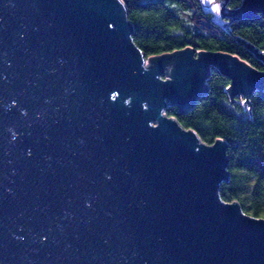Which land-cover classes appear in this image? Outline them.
Returning a JSON list of instances; mask_svg holds the SVG:
<instances>
[{
	"label": "water",
	"instance_id": "water-1",
	"mask_svg": "<svg viewBox=\"0 0 264 264\" xmlns=\"http://www.w3.org/2000/svg\"><path fill=\"white\" fill-rule=\"evenodd\" d=\"M133 34L121 0H0V264H264V219L221 196L228 144L166 115L213 68L232 100L264 72L190 48L147 59Z\"/></svg>",
	"mask_w": 264,
	"mask_h": 264
},
{
	"label": "trees",
	"instance_id": "trees-1",
	"mask_svg": "<svg viewBox=\"0 0 264 264\" xmlns=\"http://www.w3.org/2000/svg\"><path fill=\"white\" fill-rule=\"evenodd\" d=\"M134 26L133 41L144 56L193 49L197 52L226 53L264 72V61L239 40L264 53V0H224L228 11L223 24L206 10L202 0H121ZM251 5V12L233 18V10ZM257 7V11L253 12ZM207 89L189 112L179 107L167 109L166 115L195 131L201 141L228 144L230 181L221 187L223 200L237 202L243 211L264 219V90L231 99V81L213 68Z\"/></svg>",
	"mask_w": 264,
	"mask_h": 264
},
{
	"label": "rangeland",
	"instance_id": "rangeland-1",
	"mask_svg": "<svg viewBox=\"0 0 264 264\" xmlns=\"http://www.w3.org/2000/svg\"><path fill=\"white\" fill-rule=\"evenodd\" d=\"M202 2L206 10L210 11L213 14L214 19L218 23L223 24V17L228 12L224 6V0H202ZM167 68L164 69L165 75L162 77L163 80L170 79L171 67L170 69Z\"/></svg>",
	"mask_w": 264,
	"mask_h": 264
},
{
	"label": "bare ground",
	"instance_id": "bare-ground-1",
	"mask_svg": "<svg viewBox=\"0 0 264 264\" xmlns=\"http://www.w3.org/2000/svg\"><path fill=\"white\" fill-rule=\"evenodd\" d=\"M168 69H170V67Z\"/></svg>",
	"mask_w": 264,
	"mask_h": 264
}]
</instances>
